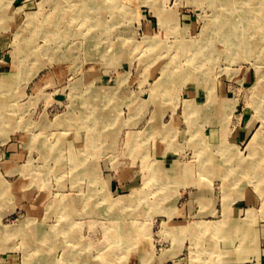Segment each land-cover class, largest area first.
<instances>
[{"label": "rangeland", "instance_id": "374dc122", "mask_svg": "<svg viewBox=\"0 0 264 264\" xmlns=\"http://www.w3.org/2000/svg\"><path fill=\"white\" fill-rule=\"evenodd\" d=\"M46 1L0 0V255L264 264V39L229 45L223 0H100L103 24L18 37L76 12Z\"/></svg>", "mask_w": 264, "mask_h": 264}, {"label": "bare ground", "instance_id": "6f19581e", "mask_svg": "<svg viewBox=\"0 0 264 264\" xmlns=\"http://www.w3.org/2000/svg\"><path fill=\"white\" fill-rule=\"evenodd\" d=\"M76 5V12L75 14H71V10L68 11V8L63 7L61 9V11L59 10L58 14H57V18H55V21H48L47 19L43 20V23L38 24V26L36 25V22L34 21L33 17L29 18L27 20V24L18 31L17 36L18 37H22L24 38V33L23 30H25L24 28L28 25H30V27H32L31 25L34 26V28H32V32L34 35H42V37L45 38V40H47V44L45 45V47H48L49 45H51L50 43L54 42V38L52 37L54 33H56L57 31H63L65 29H69V22H74L75 20H80V22L83 23H87L88 28L93 26V25H97V24H103V19L101 17H99L100 14V10L102 7H104V4L99 0H73ZM48 3V0L46 1ZM57 2V1H56ZM65 2V1H64ZM216 2V1H215ZM62 3V1H61ZM221 3V2H220ZM118 5H120L121 7V2L119 1V3H117ZM250 5L251 8L255 9L254 7L258 8V11L263 10L264 13V0H223L221 5L222 8L225 7L226 12H229L231 14H233V18L230 21H226V24L224 25V27H222V24H219V26L217 27V30H224L227 32L225 33L227 36L225 37V39L228 41V44L230 43L231 45H233L234 47H238V46H242V47H246L247 49L249 47H254L256 48L258 45H262L263 42H259L261 40L264 39V32L262 33L260 31V33H257L258 31H256L259 27L256 28V32L254 34V36H251L250 39L248 37L247 31L249 32L252 28L247 27L246 24L247 23H252V21L255 20V16L251 15L252 17H247L246 13H242V9L244 5ZM45 5V4H44ZM117 5V6H118ZM213 5V4H212ZM214 6V5H213ZM116 7V6H115ZM114 8V6H113ZM220 8V6H219ZM54 9V8H53ZM75 10V9H74ZM106 10V9H105ZM114 10V9H113ZM116 10V9H115ZM95 11H98L97 14H94ZM120 13V12H119ZM228 13V14H229ZM222 14V13H221ZM42 16V15H41ZM52 16V14H51ZM237 16V17H236ZM217 17V16H216ZM219 17V15H218ZM39 18V17H38ZM69 18V19H68ZM117 18V17H116ZM254 19V20H253ZM69 21V22H68ZM224 22V21H223ZM259 22L264 23V14L263 17L259 18ZM210 24V21H209ZM208 24V25H209ZM254 25V24H253ZM258 25V23H257ZM72 26V25H71ZM82 27V26H81ZM80 27V28H81ZM208 27V26H207ZM252 27V26H251ZM206 28V27H205ZM93 29V28H92ZM250 29V30H249ZM102 30V29H101ZM26 31V30H25ZM28 31V30H27ZM98 31V30H97ZM70 34V33H69ZM56 35V34H55ZM252 35V34H251ZM24 36V37H23ZM250 36V35H249ZM20 38V39H22ZM44 40V41H45ZM89 41H96V39H92L89 38ZM40 42V41H39ZM42 43V42H41ZM22 44V43H21ZM43 44V43H42ZM74 44V42H73ZM229 44V45H230ZM61 45V44H60ZM69 45V44H68ZM93 45V43H92ZM26 46V45H25ZM31 46L33 47V49L35 50L36 48H38V43L36 42V40L31 42ZM42 46V45H41ZM44 47V48H45ZM64 47V46H63ZM261 47V46H260ZM28 49V48H27ZM50 50V49H49ZM246 50V49H245ZM264 50V49H263ZM251 51V50H250ZM25 52V50H24ZM27 52V50H26ZM42 52V51H41ZM93 52V51H92ZM91 52V53H92ZM244 52V51H243ZM254 52V51H252ZM247 53V52H246ZM245 52L243 54H245L247 56ZM35 54V53H34ZM45 54V53H44ZM240 55L241 57L243 56ZM252 54V53H251ZM254 54V53H253ZM261 54V53H260ZM24 55V54H23ZM38 56V55H37ZM239 57V59L241 58ZM264 57V55H263ZM248 58V57H247ZM242 59V58H241ZM180 73V72H179ZM8 79H4V78H0V87H3L4 84L8 83ZM260 92V91H259ZM5 107V105H0V111L3 109V107ZM7 106V105H6ZM263 124V123H262ZM258 130V127H257ZM255 132H253L254 134ZM259 134V133H258ZM255 135V134H254ZM256 136V135H255ZM224 140V139H223ZM264 141V140H263ZM252 142V141H251ZM256 142V141H255ZM250 143V142H248ZM252 144V143H251ZM248 145V144H247ZM255 147V146H254ZM257 147V146H256ZM259 147V146H258ZM257 147V148H258ZM228 148V147H226ZM252 148V147H251ZM260 148V147H259ZM256 149V148H255ZM226 151V150H225ZM229 151V150H228ZM220 152V151H219ZM264 152V149H263ZM226 153V152H225ZM255 153L257 155L258 151L257 149L255 150ZM261 153V152H259ZM262 154V153H261ZM251 155V154H250ZM235 156V155H234ZM233 156V157H234ZM238 156V155H236ZM253 156V155H251ZM263 156V155H261ZM239 157V156H238ZM237 157V158H238ZM263 158V157H262ZM251 159V158H250ZM240 160V159H239ZM238 160V161H239ZM261 160V159H260ZM239 163V162H238ZM237 163V164H238ZM236 165V164H235ZM239 165V164H238ZM248 165V164H247ZM218 167V165H216ZM241 167V166H240ZM239 167V168H240ZM247 167V166H246ZM235 168H233L234 170ZM238 169V168H237ZM223 170V169H221ZM262 179V178H261ZM264 180V179H262ZM263 185H259L258 184V192L262 195L263 197V204L262 206L264 207V183H262ZM254 212L253 209H248L245 217L243 218V220H246L248 222L253 221V217H254ZM250 220V221H249ZM211 221V220H210ZM228 221V220H227ZM208 224V223H207ZM210 224V223H209ZM206 225V224H205ZM236 225L238 226L236 229V231L239 230L241 223H236ZM209 226V225H208ZM211 226V225H210ZM209 226V227H210ZM215 226V225H213ZM208 228V227H207ZM216 229H218L216 227ZM8 231H10V229H7ZM206 232V231H205ZM200 238V237H199ZM130 249V246H126L125 250ZM125 253H127V251H124ZM112 256H116V254H112ZM122 256L120 255V258ZM118 258V257H117ZM111 262L116 261L115 259L113 260V258H109ZM127 260L126 258H123V261Z\"/></svg>", "mask_w": 264, "mask_h": 264}, {"label": "crops", "instance_id": "0c3cea01", "mask_svg": "<svg viewBox=\"0 0 264 264\" xmlns=\"http://www.w3.org/2000/svg\"><path fill=\"white\" fill-rule=\"evenodd\" d=\"M2 69L3 67L0 66ZM0 264H20L18 256L9 252L3 255H0Z\"/></svg>", "mask_w": 264, "mask_h": 264}]
</instances>
